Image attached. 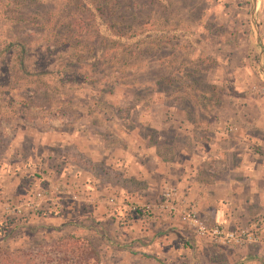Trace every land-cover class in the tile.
Masks as SVG:
<instances>
[{"label":"rangeland","instance_id":"obj_1","mask_svg":"<svg viewBox=\"0 0 264 264\" xmlns=\"http://www.w3.org/2000/svg\"><path fill=\"white\" fill-rule=\"evenodd\" d=\"M132 1L122 13L135 27L133 35L122 26L121 35H113L93 10L100 35L124 44L150 43L147 56L131 58L136 71L126 85L96 80L65 86L55 112L47 109L55 100L46 97L51 80H10L7 60L0 64V259L32 256L53 264L61 255L53 242L73 235L88 239L100 264H264L259 241L229 247L197 235L179 217L182 209L193 208L177 199L172 182L154 172L124 177L126 169L116 162L122 150L163 162L190 156L183 149L191 153L192 144L213 152L217 145L207 146L212 134L220 142L234 128L259 136L264 0ZM35 10L39 20L46 5ZM24 87L37 88L28 104H19L15 90ZM223 170L212 172L222 177ZM164 187L176 191L175 211L154 206ZM131 205L151 211L135 212ZM240 209L243 216L257 206ZM194 212L212 223L209 212L205 220ZM253 215L246 223L259 214Z\"/></svg>","mask_w":264,"mask_h":264},{"label":"trees","instance_id":"obj_2","mask_svg":"<svg viewBox=\"0 0 264 264\" xmlns=\"http://www.w3.org/2000/svg\"><path fill=\"white\" fill-rule=\"evenodd\" d=\"M133 4L132 0H0V64L7 60L10 80L29 84L45 77L51 80L53 85L46 97L55 100L49 102L47 109L55 112L61 109L64 96L60 89L65 86L96 80L126 85L125 80L136 71L131 58L135 54L147 56L146 45L150 43L124 44L106 38L99 34L94 16L96 12L105 20L113 35H121V26L133 35L137 31L125 23L122 13ZM41 5H46V11L38 20L35 7ZM143 23L138 27L142 29ZM98 46L106 49L97 54ZM26 88L19 94L15 90L19 104L20 99L28 104L37 87ZM201 98L204 100V95ZM53 248L61 253L53 264H100L97 252L85 237L61 236L53 242ZM0 264L49 262L32 256L22 260L3 257Z\"/></svg>","mask_w":264,"mask_h":264},{"label":"crops","instance_id":"obj_3","mask_svg":"<svg viewBox=\"0 0 264 264\" xmlns=\"http://www.w3.org/2000/svg\"><path fill=\"white\" fill-rule=\"evenodd\" d=\"M261 114L262 110L259 109V136L250 133L246 127L243 131L234 128L219 142L218 133L214 132L213 140L207 145H217L213 152L208 149L200 151L192 144L194 149H191V153L183 149L184 154L190 156L183 155L181 160L163 162L149 154L151 159L146 158L149 156L141 151L122 150L119 151L122 160L116 162L126 169L127 175L124 177H152L154 172L159 179L172 182L177 189V199L188 203L203 219L208 217L206 215L209 212L208 218L212 222H221L228 227L243 226L255 212L253 216L264 213V121L261 120ZM115 151L116 148L111 150L113 154ZM101 156L105 158L104 154ZM140 156L147 160L142 161ZM232 157L235 163H232ZM104 158L101 159L105 161L107 158ZM148 162L155 171L148 169ZM203 168L208 171L206 176L201 173ZM215 168H223L225 175L220 177L213 174ZM233 172L241 174V177H233ZM243 180L246 183H242ZM252 202L257 209L242 216L240 208ZM263 232L259 241L261 251L264 250ZM261 261L264 262V259Z\"/></svg>","mask_w":264,"mask_h":264},{"label":"built area","instance_id":"obj_4","mask_svg":"<svg viewBox=\"0 0 264 264\" xmlns=\"http://www.w3.org/2000/svg\"><path fill=\"white\" fill-rule=\"evenodd\" d=\"M35 196L40 197L41 193L36 191ZM175 196L176 191L174 188L164 187L161 192V199L154 206L160 210L166 208L175 211V205L172 204ZM24 204L26 205L27 202ZM130 209L135 212L140 210L142 213L147 214L151 211L148 207L137 209L135 205H131ZM178 214L181 220L190 226L197 235L221 246L244 247L247 244L256 243L260 241L261 234L264 231V213L254 217L246 225L239 227H228L217 221L206 223L192 209H182Z\"/></svg>","mask_w":264,"mask_h":264},{"label":"water","instance_id":"obj_5","mask_svg":"<svg viewBox=\"0 0 264 264\" xmlns=\"http://www.w3.org/2000/svg\"><path fill=\"white\" fill-rule=\"evenodd\" d=\"M250 8H251L250 12L252 14L253 1L251 2V7ZM261 56H262V52L260 51L258 62H259V67H260L261 71L264 73V69L260 66V64H261Z\"/></svg>","mask_w":264,"mask_h":264}]
</instances>
